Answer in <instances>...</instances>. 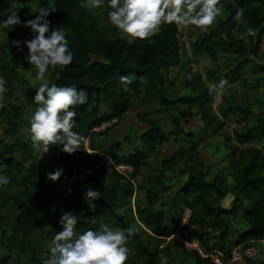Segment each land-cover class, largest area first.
I'll return each instance as SVG.
<instances>
[{
    "label": "rangeland",
    "instance_id": "rangeland-1",
    "mask_svg": "<svg viewBox=\"0 0 264 264\" xmlns=\"http://www.w3.org/2000/svg\"><path fill=\"white\" fill-rule=\"evenodd\" d=\"M230 2L219 0V13L207 28L176 24L180 64L168 71L162 85L149 86L142 80L136 90L125 86L130 100L128 112L94 128L97 135L89 136L92 134H87L82 120L76 121L72 131L86 141L73 154L63 153L62 145H50L46 154L33 148L29 119L39 107L33 98L43 81L36 80L37 70L28 61L5 50L8 31L0 28V81L7 89L0 100V176L9 180L6 185L0 184V264H43L51 255L49 244L63 230L59 224L62 212L78 217L77 235L98 230L102 225L131 228L133 235L125 245L129 248L125 264H195L191 249L178 237L190 240L199 239L198 236L202 237L206 252L219 253L223 260H229L234 251L253 248L256 258L245 264H264V242L247 239L236 244L245 230L241 217L245 204L235 202L240 167L233 154L236 148L244 147L264 152V135H257L246 144L234 140L235 133L256 126L257 120L264 121V35L259 37L256 31L255 36L243 39L246 50L237 55V47L229 43L236 40L243 21L233 18V27L225 24L228 13L223 5ZM107 5L108 0H103L102 7L87 11L103 37L126 38L131 43V37L110 25ZM27 9L33 12L35 6L28 5ZM200 41L211 46L214 57L198 49ZM55 79L51 72L45 73L47 82ZM221 80L227 81L224 89H213ZM200 93L207 97L202 110L179 102ZM105 114V104L101 103L98 118ZM210 118L214 121L211 127L206 124ZM152 126L158 127L166 141L157 143L145 168L133 176L130 167L109 164L124 177L121 183L128 181L133 187L131 197L118 212L97 211L89 203H80L71 186L78 182L87 188L80 167L93 149L106 151L118 143V156L125 157L141 148L142 137ZM3 147H9L11 155L3 154ZM2 157L12 158L13 165L4 164ZM57 169L63 170L59 180H48L47 174ZM192 176L216 185L219 193H211L206 202L211 207L229 209L230 213L222 215L220 222L205 214L198 195H185L184 188ZM103 183L109 185L111 178H104ZM183 203L191 210L189 224L177 226L173 236L165 241L155 239L135 212L139 209L149 215L162 211L165 225L173 229Z\"/></svg>",
    "mask_w": 264,
    "mask_h": 264
},
{
    "label": "trees",
    "instance_id": "trees-1",
    "mask_svg": "<svg viewBox=\"0 0 264 264\" xmlns=\"http://www.w3.org/2000/svg\"><path fill=\"white\" fill-rule=\"evenodd\" d=\"M83 2L84 0H0V21L6 20L12 11L18 12L21 24L11 25L6 29L8 34L5 50L26 62L29 49L23 42L31 41L35 37L30 28L24 27V22L35 19L36 12L41 6L56 8L57 11L47 17L50 25L49 32L45 35L50 36L52 30L62 28L68 40L69 50L74 53V59L63 69L59 66L55 69L49 66L48 72H51L56 79L48 83L49 86L55 84L60 87L75 85L78 90H86L87 103L74 107L76 112L74 120L76 122L81 119L87 134L94 136L97 135L92 131L94 128L102 123L120 119L128 112L130 100L125 86L130 90H136L142 80L149 86L157 83L162 85L165 82L168 71L180 64V43L175 23H162L154 35L145 40L132 38L131 43L126 38L103 37L101 29L93 21L87 9L80 7ZM28 5H34L35 11L31 12L27 9ZM17 6L25 9L20 10ZM223 7L228 13L225 21L228 27L235 25L232 20L236 13L242 10L243 25L238 27L236 40L229 43V46L237 47L235 52L240 55L246 50L242 45L243 39L239 38L242 33L248 28H253L259 37L264 35V0H231L230 3H224ZM13 41H20V47H14ZM205 42L200 41L198 49L205 50L208 56L214 57V50ZM256 44H260V38ZM255 53L254 48L253 54ZM206 98L205 93H200L193 97L181 98L179 102L202 110ZM164 102L167 103V101ZM101 103L105 104L107 114L99 119ZM207 122L209 127L214 124L212 118ZM257 135H264L262 120H257V125L248 128L244 133H235L234 140L238 144H246ZM89 136H87L88 140ZM165 141V136L158 127L152 126L148 133L143 135L141 148L135 149L133 153L125 157L118 156V143L110 146L106 151L98 152L93 149L92 155L85 159L84 165L80 167L87 188L83 184L73 182L71 189L80 198V203H89L97 211L116 214L120 205L131 197L133 187L128 181L121 183L124 177L109 166L110 162H113L115 166L130 167L132 175L135 176L141 168L147 166L146 159L156 151L157 143ZM2 150L5 155L12 153L9 147H3ZM233 154L240 167L236 175L235 202L245 204L241 214L245 230L236 244L247 239L264 242V152L261 153L252 147H244L236 148ZM2 160L7 166L14 163L12 158L2 157ZM106 177L111 178L109 185L103 183ZM90 188L92 191L99 192V195L90 199L87 196ZM184 193L198 195L197 200L204 208L205 214L219 222L222 215L230 213L229 209L215 208L207 204L206 198L211 193H219L214 183H204L192 176L190 184L184 188ZM183 207L189 208L185 203L181 205V209ZM135 212L139 222L149 227L151 235L160 241L170 239L180 223V214L171 229L165 225V215L162 211L149 215H145L139 209ZM198 238L202 241L201 236ZM192 258L195 264H212L206 259H201L196 253H192Z\"/></svg>",
    "mask_w": 264,
    "mask_h": 264
},
{
    "label": "clouds",
    "instance_id": "clouds-1",
    "mask_svg": "<svg viewBox=\"0 0 264 264\" xmlns=\"http://www.w3.org/2000/svg\"><path fill=\"white\" fill-rule=\"evenodd\" d=\"M218 4L219 0H108L107 6L111 10L107 15L110 25L126 36L145 40L154 35L162 23L207 28L213 24L219 13ZM102 5L103 0H85L80 7L90 10ZM56 11L55 7L41 6L35 19L24 22V27L30 28L35 37L31 41L23 42L29 49L28 63L37 70L36 80L43 81L33 98L39 107L29 119L30 139L33 148L43 154L49 152L50 145H62L63 153L73 154L86 141L85 137L72 131L76 116L74 107L87 103L88 96L86 90H78L75 85L49 86L45 80L49 66L63 69L74 59V53L69 50L62 28L52 30L50 36L45 35L49 32L50 25L47 17ZM241 16L242 10L236 13L234 19L239 21ZM20 24L18 12L12 11L6 20L0 21V28L7 29L11 25ZM255 35L256 30L248 28L239 38L246 39ZM12 43L17 48L21 44L20 41ZM226 84V80H221L218 85H213V89L223 90ZM6 91L4 82L0 81V100H3ZM62 171L57 169L54 173H48V180L57 182ZM8 183L7 177L0 176V184ZM98 195L99 192L92 190L87 193L90 199ZM77 222L76 215L62 212L59 224L63 230L56 233L49 244L51 255L43 264H125L129 254V248L125 245L133 235L131 228L112 229L102 225L98 230L90 229L77 235Z\"/></svg>",
    "mask_w": 264,
    "mask_h": 264
},
{
    "label": "built area",
    "instance_id": "built-area-1",
    "mask_svg": "<svg viewBox=\"0 0 264 264\" xmlns=\"http://www.w3.org/2000/svg\"><path fill=\"white\" fill-rule=\"evenodd\" d=\"M191 218V210L188 207H183L180 212L179 228L189 224ZM178 241L183 243L187 249H191L192 253H196L201 259H206L212 264H245L247 260H254L256 252L253 248H248L242 252L234 251L229 260H223L219 253L213 254L206 252L199 239H186L178 237Z\"/></svg>",
    "mask_w": 264,
    "mask_h": 264
}]
</instances>
